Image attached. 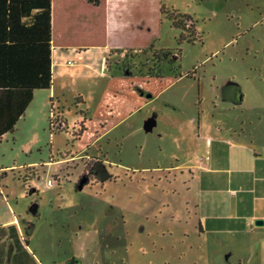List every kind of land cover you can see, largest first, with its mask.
<instances>
[{"label": "rangeland", "instance_id": "rangeland-1", "mask_svg": "<svg viewBox=\"0 0 264 264\" xmlns=\"http://www.w3.org/2000/svg\"><path fill=\"white\" fill-rule=\"evenodd\" d=\"M131 2L123 53L110 57L105 74L97 65L85 80L67 81L0 141V224L17 218L42 264H264V226L214 230L236 208L227 174H216L208 194L197 179L189 188L161 181L170 174L163 168L195 143L196 126L205 138L217 125L255 146L263 141L264 0ZM162 7L197 21L195 44L178 45L181 31ZM155 53L164 78L148 75ZM52 107L68 120L59 134L60 122L55 133L49 128ZM85 118L87 130L74 142ZM103 153L108 161L80 188L84 156ZM203 194L230 208L201 214Z\"/></svg>", "mask_w": 264, "mask_h": 264}, {"label": "crops", "instance_id": "crops-1", "mask_svg": "<svg viewBox=\"0 0 264 264\" xmlns=\"http://www.w3.org/2000/svg\"><path fill=\"white\" fill-rule=\"evenodd\" d=\"M105 4V46L86 52L76 49H54L52 55L53 86L50 90L35 92L33 101L27 108L25 116L18 121L16 130L29 114L32 115L37 106L40 104L45 106L49 99H54L67 81L77 82L81 78L85 80L86 71L97 65L100 70L97 68L96 72L100 71L101 74H105L107 70L103 72V68L107 67L110 52L119 50L123 53L122 48L124 46L121 35H125L128 29V21L133 17L134 11L131 10V7L134 2L131 0H105ZM117 55L118 53L115 56ZM95 59L97 60L94 61ZM69 61L74 62V64L69 65ZM43 92L47 94L43 95L45 97H40ZM83 98L85 99V97ZM16 110L15 105L11 114L14 115ZM212 128L211 133L205 138L201 128L196 126L194 131L195 143L193 144L192 141L188 145V150L186 149L182 154L178 153L177 156H174L175 165L173 164L170 168H163L168 169L171 175L173 171L178 173L172 176L168 174L169 180L168 178L163 180L169 186L180 184V186L189 188L190 186L187 185L197 179L199 191H205L208 194L216 189L215 185L218 184V181L214 184L216 174H227L228 177L223 184L227 193L230 194L231 191L236 208H230L226 201L218 206L219 203H214L213 198L208 203L205 201V194L203 197H199L196 207L199 208L201 214L209 210H217L220 206L230 208L220 222L222 227L218 228V226L214 230H245L249 232L250 227H256V220L263 219L264 221V135H259L258 141H263L257 142L256 144L259 145L255 146L245 133L240 134L236 129L223 130L217 125ZM253 135L256 136L257 134ZM202 143H204L205 150H200V147L203 146ZM211 221L213 219L208 218L206 222L209 224ZM201 227H203L202 222ZM11 228H14L16 232L12 233ZM201 230L203 231V228ZM28 236V232L22 231L20 221L15 217L2 225L0 224V264H42L32 254L30 250L31 241ZM19 239L20 241L29 240L25 248H19Z\"/></svg>", "mask_w": 264, "mask_h": 264}, {"label": "trees", "instance_id": "trees-1", "mask_svg": "<svg viewBox=\"0 0 264 264\" xmlns=\"http://www.w3.org/2000/svg\"><path fill=\"white\" fill-rule=\"evenodd\" d=\"M105 6V0H0V141L15 132L35 92L52 88L54 49L86 52L105 46ZM161 13L167 16L174 29L181 31L178 45L185 41L195 44L198 32L194 18L178 12L169 16L164 7ZM117 53L122 54L119 50L111 51L109 57ZM153 58L156 63L149 68L148 75L164 78L161 54L155 53ZM127 67L135 68L131 64ZM78 101L86 104L82 95ZM15 105L17 110L12 115ZM55 112L52 107L49 128L55 133L60 122L56 133L59 134L69 129V124L66 118ZM85 123L86 118L80 131L73 135L74 140H79L86 132ZM11 230L16 232L14 228ZM28 241L19 239V248H25Z\"/></svg>", "mask_w": 264, "mask_h": 264}, {"label": "flooded vegetation", "instance_id": "flooded-vegetation-1", "mask_svg": "<svg viewBox=\"0 0 264 264\" xmlns=\"http://www.w3.org/2000/svg\"><path fill=\"white\" fill-rule=\"evenodd\" d=\"M83 137V136H82ZM82 137L79 139L81 140ZM73 140H74V136H73ZM79 140H74V142L76 141H79ZM94 147V146H93ZM89 149H93L92 146H88L86 149H85V152ZM98 154V153H97ZM85 158H89L90 161H86L85 164H84V167L81 169V171L83 170V173H81L80 171V174L77 176L78 179H77V185L81 188V187H85L88 185V174L91 173V170L93 169V167L98 164V163H101V164H105L106 161H108V158H107V154L103 153V155L100 157V155H88V157L84 156ZM105 170H106V167H103ZM74 176V175H73ZM165 178H168L169 180V177L168 175L165 176L163 179ZM176 178V177H175ZM174 180V179H173ZM172 180V182H173ZM26 182V180H25Z\"/></svg>", "mask_w": 264, "mask_h": 264}, {"label": "water", "instance_id": "water-1", "mask_svg": "<svg viewBox=\"0 0 264 264\" xmlns=\"http://www.w3.org/2000/svg\"><path fill=\"white\" fill-rule=\"evenodd\" d=\"M83 188V187H81ZM255 226L256 227H263L264 226V221L263 220H256L255 221Z\"/></svg>", "mask_w": 264, "mask_h": 264}, {"label": "built area", "instance_id": "built-area-1", "mask_svg": "<svg viewBox=\"0 0 264 264\" xmlns=\"http://www.w3.org/2000/svg\"><path fill=\"white\" fill-rule=\"evenodd\" d=\"M68 64L72 66V65L74 64V62L69 61ZM50 184H52V183L49 182V185H50Z\"/></svg>", "mask_w": 264, "mask_h": 264}]
</instances>
